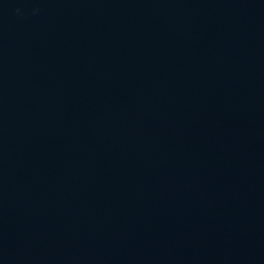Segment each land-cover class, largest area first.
I'll use <instances>...</instances> for the list:
<instances>
[{"label": "water", "instance_id": "water-1", "mask_svg": "<svg viewBox=\"0 0 264 264\" xmlns=\"http://www.w3.org/2000/svg\"><path fill=\"white\" fill-rule=\"evenodd\" d=\"M0 264H264V0H0Z\"/></svg>", "mask_w": 264, "mask_h": 264}]
</instances>
